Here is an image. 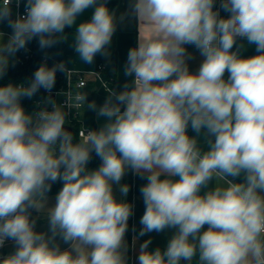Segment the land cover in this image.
Instances as JSON below:
<instances>
[{"label":"clouds","instance_id":"obj_1","mask_svg":"<svg viewBox=\"0 0 264 264\" xmlns=\"http://www.w3.org/2000/svg\"><path fill=\"white\" fill-rule=\"evenodd\" d=\"M20 2L0 0L12 30L6 41L0 33V79L34 39L41 50L68 42L87 65L107 58L125 18L108 0H25L13 18ZM130 12L139 34L122 75L131 79L99 106L75 96L106 118L98 129L76 138L62 105L22 104L50 93L65 62L0 86V247L15 245L0 264H128L129 170L147 181L139 235L172 232L164 249L141 244L138 264H264V0H221L219 9L216 0H132ZM186 45L203 57L196 72ZM93 153L101 164L90 170ZM33 210L47 231L36 230Z\"/></svg>","mask_w":264,"mask_h":264},{"label":"crops","instance_id":"obj_2","mask_svg":"<svg viewBox=\"0 0 264 264\" xmlns=\"http://www.w3.org/2000/svg\"><path fill=\"white\" fill-rule=\"evenodd\" d=\"M131 2L132 0H108V6L115 12L116 16L120 17L121 15H124L125 18L123 22H118L117 24V30L112 37V42L109 48L110 56H108L107 58L98 54L95 57L93 64L87 65L82 60H80L78 56H75L76 54L74 52V49L70 46V43L62 42L63 62L66 63L67 69L75 72H82L88 81V85L86 88L88 103L95 101L98 106L102 105L104 100L106 99L107 91L111 90L112 88L119 91L122 89L125 81L131 79L130 77H125L122 75L123 67L127 60L128 51L130 48L136 46L139 34L138 22L130 12ZM24 3L25 0H21L20 6L22 8L24 7ZM220 3L221 0H216V8L219 9ZM12 7L13 15L16 17L19 11L15 5H13ZM220 15L224 17L227 16L228 13L220 9ZM87 18L88 14H85V16L81 17V20ZM79 22L81 21H78V23ZM0 25L4 26L3 29H0V33H3V39L6 41L12 30L5 22H0ZM73 31L74 29L71 28V31L68 34L69 36L67 39L69 42H71L73 39V35H71ZM141 33H143V28H141ZM186 49L192 57L190 60H188L189 70L191 72H196L198 71L203 57L200 55L199 51L192 45H186ZM245 54L255 55L256 52L254 48H249ZM114 58H116L117 63L116 78L113 81H104L101 76L102 71H99V67H106L110 65L113 62ZM57 97L60 98L61 96L58 95ZM26 111L33 112L32 110ZM81 118L83 123L86 126L91 127L92 129H98L106 122V118L97 117L96 112L86 109V106ZM189 134L194 135L191 129H189ZM128 176L129 171L123 177L121 184L129 183ZM145 183H147L146 179H142L139 175L133 173L131 182V205L133 206V215L131 216L130 233L127 230L125 235V240L127 243L128 264H138L137 257L139 255L140 246L146 240L151 239V243L149 244L150 250H154L157 247L164 249L167 245L168 239L172 234L171 230H165L161 233L152 232L144 236L139 235L140 229L142 227L140 224V219L145 211V205L143 202L142 194L140 192V188ZM113 188L116 198L118 200L121 199L122 197L119 191V186L114 185ZM56 195L57 194L47 195V197H56ZM9 245H14V242L8 240L6 246L0 250V252L3 251V254L0 255V259L8 255L6 248ZM68 247L69 245H66L61 249L63 250ZM13 250H15V248Z\"/></svg>","mask_w":264,"mask_h":264},{"label":"trees","instance_id":"obj_3","mask_svg":"<svg viewBox=\"0 0 264 264\" xmlns=\"http://www.w3.org/2000/svg\"><path fill=\"white\" fill-rule=\"evenodd\" d=\"M4 26L0 25V29H3ZM10 28V27H9ZM11 29V28H10ZM71 31V27L65 28V35H68ZM31 50L30 56L25 59L23 62H16L14 67H9L7 75L0 79V86L8 84V83H20L27 82L31 79L34 71L40 67L42 64H47L48 67H52L54 64L59 62H63V50H62V42L55 45L52 48L41 50L37 41L34 39L27 46ZM117 72V63L116 58L113 59V62L106 66L101 73V76L104 81H113L116 78ZM66 86V76L65 72H57L56 74V82L55 86L51 91H56ZM47 92L44 89H40L32 98H25L22 100V104L25 110H34L35 101L39 99H46ZM73 135L76 138H79L78 129L79 124L74 125ZM101 164V160L99 157L92 154V159L88 165L90 170H94L98 168ZM133 172L129 170L128 176V184H129V192L127 195V201L131 204V182H132ZM63 182L57 181L52 184L51 190L47 193V195L57 194L59 190L62 188ZM131 230V217L128 221V232Z\"/></svg>","mask_w":264,"mask_h":264},{"label":"built area","instance_id":"obj_4","mask_svg":"<svg viewBox=\"0 0 264 264\" xmlns=\"http://www.w3.org/2000/svg\"><path fill=\"white\" fill-rule=\"evenodd\" d=\"M15 5V3H13ZM19 11L18 15L25 14V7H16ZM31 54V50L27 48V50H21L18 52L16 61L23 62L27 59ZM105 67L100 66L99 71L101 72ZM66 76V86L56 91L47 92L46 99H39L35 101V108L33 111L38 110L41 107H48L51 109V104H48V100H54L57 104H60L64 107L65 112L67 113L66 124L74 127L75 124H79L78 135L80 137L81 133H83L86 129L92 130L91 127L86 126L82 121V113L85 109V104L83 101L77 102L75 96L77 93H86V88L88 85V81L85 78L82 72H75L71 70H67L65 73ZM61 97L58 98L57 96ZM53 96V97H52ZM86 103H87V95H86ZM8 241L0 247V250L3 249Z\"/></svg>","mask_w":264,"mask_h":264},{"label":"rangeland","instance_id":"obj_5","mask_svg":"<svg viewBox=\"0 0 264 264\" xmlns=\"http://www.w3.org/2000/svg\"><path fill=\"white\" fill-rule=\"evenodd\" d=\"M88 103V102H87ZM128 184V183H126ZM55 196L52 197H47V206L51 207L55 204ZM32 216L37 218V224H36V230L37 231H47L48 230V221L46 220V218H44L42 215H40L39 213H37L35 210L32 211ZM61 248L65 247L67 244H64L62 241H59ZM15 248V245H9L6 250L7 253L10 254L12 251H14L13 249ZM3 254V251L0 252V255Z\"/></svg>","mask_w":264,"mask_h":264},{"label":"water","instance_id":"obj_6","mask_svg":"<svg viewBox=\"0 0 264 264\" xmlns=\"http://www.w3.org/2000/svg\"><path fill=\"white\" fill-rule=\"evenodd\" d=\"M13 18H15L14 15H13ZM5 23H7V22H5ZM52 97H53V96H52ZM66 127H67V130H68V131H70V132L73 133V130H74L73 126H71V125H67V124H66ZM182 264H187V262H186V261H183Z\"/></svg>","mask_w":264,"mask_h":264}]
</instances>
